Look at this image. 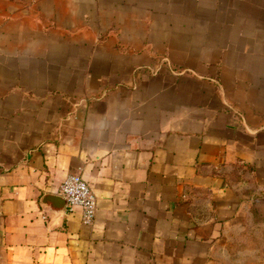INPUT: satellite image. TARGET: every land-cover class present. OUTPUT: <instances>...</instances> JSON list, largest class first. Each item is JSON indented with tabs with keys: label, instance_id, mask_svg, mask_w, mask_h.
Returning a JSON list of instances; mask_svg holds the SVG:
<instances>
[{
	"label": "crops",
	"instance_id": "1",
	"mask_svg": "<svg viewBox=\"0 0 264 264\" xmlns=\"http://www.w3.org/2000/svg\"><path fill=\"white\" fill-rule=\"evenodd\" d=\"M242 188L264 193V0H0V264H215Z\"/></svg>",
	"mask_w": 264,
	"mask_h": 264
},
{
	"label": "rangeland",
	"instance_id": "2",
	"mask_svg": "<svg viewBox=\"0 0 264 264\" xmlns=\"http://www.w3.org/2000/svg\"><path fill=\"white\" fill-rule=\"evenodd\" d=\"M239 191L244 198L217 236L215 264H264V193L250 188Z\"/></svg>",
	"mask_w": 264,
	"mask_h": 264
},
{
	"label": "built area",
	"instance_id": "3",
	"mask_svg": "<svg viewBox=\"0 0 264 264\" xmlns=\"http://www.w3.org/2000/svg\"><path fill=\"white\" fill-rule=\"evenodd\" d=\"M60 192L67 202L69 212L80 207L83 222L87 225L94 223L98 208L97 196L81 175L69 174L61 184Z\"/></svg>",
	"mask_w": 264,
	"mask_h": 264
}]
</instances>
